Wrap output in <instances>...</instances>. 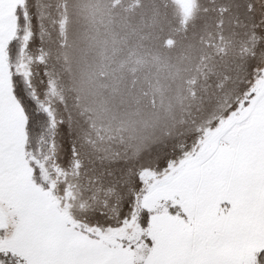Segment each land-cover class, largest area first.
Returning <instances> with one entry per match:
<instances>
[{
  "label": "snow or ice",
  "instance_id": "6c2138e0",
  "mask_svg": "<svg viewBox=\"0 0 264 264\" xmlns=\"http://www.w3.org/2000/svg\"><path fill=\"white\" fill-rule=\"evenodd\" d=\"M0 264H264V0H0Z\"/></svg>",
  "mask_w": 264,
  "mask_h": 264
}]
</instances>
